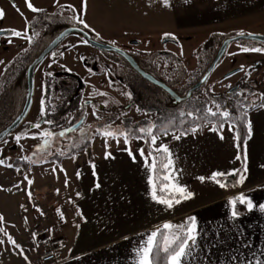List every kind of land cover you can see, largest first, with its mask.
I'll return each instance as SVG.
<instances>
[{"label":"crops","instance_id":"0c3cea01","mask_svg":"<svg viewBox=\"0 0 264 264\" xmlns=\"http://www.w3.org/2000/svg\"><path fill=\"white\" fill-rule=\"evenodd\" d=\"M248 118L253 125V135L247 144L248 172L244 173L246 179L242 186L233 188L229 185L227 189H222L209 180L201 183L196 179L200 175L208 177L213 171L232 172L241 166V160L236 161L235 158L229 159L228 155L224 156L229 146L235 142L227 125L223 130L225 140L221 141L218 133L210 131L212 125L205 124L202 130L195 134L188 133L179 141L172 142L169 147L175 163L176 159L179 162L175 164V168L182 169L180 183L187 185L189 191H196V202H182L171 210L152 202L146 183L147 171L137 151L143 146L138 145L136 148V144L131 143V149L136 156L134 163L127 152L123 151L125 144L117 146L114 142L109 148V152L119 148L114 159H72L73 156H70L59 162L51 160L66 170L69 180L67 188L64 186V172L60 171L59 167L55 173L51 171L56 166L53 163L32 164L29 166L30 170L20 167L22 171L19 174L14 169L0 166V170L6 173L3 179H0V188L11 189L0 191V209L21 210V204L28 208L27 212L22 210L23 215L19 217V214H5V226L25 249L31 264H44L41 255L49 250V240L60 236L65 239L63 248L57 253L60 260L49 264H133V250L141 239L140 234L148 233L154 226L164 222L180 223L184 217L195 215L200 229L206 232L209 238H212L213 231L222 230L220 239L226 241L220 248L213 250L215 254L209 253L211 264H218V258L222 260L233 250L238 255L243 252L241 262L250 260L253 252L261 254V250H264V213L258 210V205L264 203V108L249 109ZM177 133L179 135V132ZM91 147L92 145L86 148V151ZM237 152L238 149L236 154ZM90 163L96 165L95 171L101 185L99 189L94 188L97 177L92 175ZM186 165L199 167V170H195V176L186 168H182ZM77 171L82 174L80 179H77L74 173ZM25 172L34 181L30 187L33 196L31 202L26 195L29 190L26 181L21 184L24 191L14 187L23 179ZM57 189L59 195L56 193ZM77 192L82 194L80 198H77ZM240 192L252 199L257 207L252 212L245 209L239 222L234 223L230 219L227 201L229 197ZM69 199L73 200L75 205L69 204ZM4 201L5 203H2ZM33 203L41 208L45 215L40 216L32 207ZM76 206L82 210V216L76 215ZM57 208L63 211L67 223L59 220ZM25 216L27 225L23 221ZM13 224L14 228L11 227ZM237 229L243 232V239L250 243L249 248H240ZM31 231H43V235L37 236L35 241L39 244L38 248L33 246ZM50 236L52 239H49ZM43 238H47L48 242L41 241ZM17 251L13 250L11 245L0 246L3 264L5 258L12 256L18 261H24L16 254Z\"/></svg>","mask_w":264,"mask_h":264},{"label":"rangeland","instance_id":"374dc122","mask_svg":"<svg viewBox=\"0 0 264 264\" xmlns=\"http://www.w3.org/2000/svg\"><path fill=\"white\" fill-rule=\"evenodd\" d=\"M31 2L35 7L46 9L50 13L59 8V5L55 4V0H31ZM15 3L19 6L23 16L27 17L29 23L37 17V13H32L27 9L25 0H15ZM59 4L72 5L79 10L81 0H59ZM169 4L170 7H164L162 0H87L86 13L82 14L78 11L77 14L84 15L86 22L90 25L89 30L95 36L96 33H99L101 41L110 43L115 41V45L141 55L157 51L173 52L183 60V66L186 67L189 73L194 71L197 65L196 52L201 50L202 45L211 35L218 34L227 38L236 36L240 31L246 34H264V0H189V2L169 0ZM0 8H3L6 12L5 18L0 20V29H25V19L12 7V0H0ZM70 15L69 11L63 13L64 17ZM59 18L64 23H69L60 15ZM79 26L83 27V25ZM165 33L174 35L176 39L170 40V37H165ZM77 35H69L59 45L57 51H55L57 52L56 63H52V54H48L41 61L35 75L36 90L30 113L31 120L36 121L39 119V102L42 96L41 85L42 82H45L46 73L51 72L56 77H62L72 72L79 76L80 86L78 89L80 91L85 85L83 98L89 99L88 102H90V107L87 109L90 114L86 122L82 124L85 130L91 134L96 127H102L103 123H112L113 121V128L118 126L127 128L122 120L124 114L121 113V109L122 106L128 104L129 100L125 93L130 91L118 75V65L111 63L108 59L109 56L107 55V57L104 51L90 44H83ZM9 37L12 39L11 44L7 43ZM27 45L26 40L11 37L10 32L4 31L3 34H0V60L9 61ZM240 46L264 47V43L251 39L232 42L226 55L204 85L201 93L197 94L195 98L206 101L208 106H212L211 101L213 98L210 95L223 93L230 88L229 86L232 87V85L243 80V84L237 90L238 94L243 92V96L234 98L223 96L214 100L223 106L229 100H243L244 97H247L245 103L257 102L258 94L264 90V53H244L240 51ZM60 52H63L64 55L60 56ZM176 63L180 64L179 61H176ZM49 64H51L50 68L48 67ZM61 65L64 67H61ZM242 65L244 66L243 70H241ZM237 68L239 69L237 72L227 77L224 76ZM94 88L97 92H105L107 95H93ZM105 102H107V107L104 106ZM93 106L99 109L104 121H97L92 115ZM213 110H215L214 107ZM127 115L130 117L131 122L129 126L139 124L138 121L145 116L135 111H131ZM118 116L120 119H117ZM28 123L29 120L3 139L8 140L7 145L2 143L3 140L0 142V149L3 150L0 158H12L11 160L6 159L5 164L13 163L18 157L22 158L24 156L32 157L34 160L38 159V157L33 156V152L38 151L39 144L42 141L22 139L23 150L14 142L15 134L22 131L28 132ZM89 125L92 126L91 129H89ZM206 125L210 124L206 123ZM81 126L76 128L77 131L67 134L65 137H54V143L49 149L52 155H58L59 151L67 153L72 150L74 147H71V145L80 141L81 134L79 130ZM44 128L49 127L46 124L42 127V129ZM33 132L36 131L28 132L29 136ZM177 132L176 134H178ZM161 140L169 147L175 142L171 134L167 137H161ZM114 142L116 143L115 140H108L110 146ZM103 143V139L97 136L92 140V147L86 153L83 152V149L74 152L72 156H75V159H80V157L104 158L106 149H103ZM121 143H123L122 137L119 144ZM132 143L136 144V148H138V145L144 147L143 141L133 140ZM235 144L236 142L231 147L229 146L227 154L224 156L228 155L229 159L235 158L237 155ZM109 148L107 151H109ZM118 149L111 150L112 157L116 156V153L119 152ZM177 163H179L178 159H176L175 164ZM182 168H186L190 173H193L192 175L199 170L198 166L192 165L182 166ZM4 175H6L5 171L0 170V179H3ZM190 192L194 193V197L183 202L194 203L197 201L196 191L191 190ZM2 203H5V201ZM0 213L4 217L5 214L12 215V213L14 215L19 214L17 217L23 215L22 209H0ZM4 262V264H26L24 261H18L14 256L9 259L5 258Z\"/></svg>","mask_w":264,"mask_h":264},{"label":"snow or ice","instance_id":"6c2138e0","mask_svg":"<svg viewBox=\"0 0 264 264\" xmlns=\"http://www.w3.org/2000/svg\"><path fill=\"white\" fill-rule=\"evenodd\" d=\"M185 2H189V0H185ZM25 4L28 10L32 13H42L45 10L41 8H37L33 5L31 0H25ZM55 4L59 5L58 12L53 15H60L67 22L75 24V25H83L81 31L83 32L85 29H89L90 25L86 22L84 15H78V11L82 14L86 13V4L87 0H81V7L78 10L76 7L72 5H60L59 0H55ZM162 4L164 7H170L169 0H162ZM12 7L15 11L20 14L25 19V29L24 30H16L9 29L4 30L0 29V32L8 31L10 32L11 37H16L20 39L26 40L28 43H32V37L28 35V29L32 28L33 25L27 21V17L23 16L18 5H16L15 0H12ZM65 11H69L71 13L70 16L64 17L63 13ZM6 16V12L3 8H0V20H3ZM49 18V17H46ZM38 35V33H37ZM165 37H170L175 40V36L170 33H165ZM238 36H245L246 33L240 31L237 33ZM247 35L253 36L252 33H248ZM97 40H100L101 37L99 33H96ZM81 42L85 45L88 44V40L81 37ZM7 43L11 44L12 39L7 38ZM113 45H115V41H111ZM240 51L244 53L248 52H256V53H264V47H255V46H240ZM57 52L52 53L53 61L52 63H56L55 57ZM60 56H63L64 53L60 52ZM235 55V53H233ZM0 64H4V61L0 60ZM51 67V64L48 65ZM61 67H64L61 65ZM243 65L241 66V70H243ZM9 71V67L5 66L4 72L7 73ZM91 71V70H89ZM47 76H52L51 72L46 73ZM231 87V86H229ZM42 96L39 102V119H37L34 123H31V129L37 130L33 132L31 136H29L28 132H20L15 134L14 142L17 146L23 150V145L21 144L22 139H33L42 141L39 144L38 151L33 152V156L38 157L37 160L32 159V157L24 156L22 159L29 165L36 163H53L55 161H49L47 159L48 156L52 155L51 151H49L51 145L54 143V137H65L68 133H72L77 131L75 128L68 127L63 129L62 131L54 132L51 130V126L56 124V121L52 119H48L47 116L49 114V110L46 107V93H47V82H42L41 85ZM106 96L105 92H97L95 88L93 89V95ZM127 99L129 101L132 100L131 92L125 93ZM243 96V92L239 94ZM257 95V94H253ZM258 98L261 103L256 104L254 101L246 102L247 97H244L243 100H237V110L239 112L238 115H234L230 112V110L216 102L214 99L211 101L212 106H204L198 107L194 110H186L181 109L176 115L170 116L168 118H158L160 120L159 123L149 120L144 125L138 126H130L123 127L118 126L116 128L112 127V123H103V126L96 127L91 134L85 130L83 125L80 128V141L74 142L71 147L80 148L81 144L85 145V151L87 147L86 141H92L97 136L101 137L104 141L103 147L106 149L104 153V158L109 159L112 157L111 152L107 151L110 147L108 144V140H115L117 146H119L121 137L123 138V143L125 144V148L123 151H126L128 156L132 159V161L136 162V156L133 154L131 149V143L133 140L143 141L145 145H147V152L145 147H140L137 151L139 156L143 161V167L147 171V179L146 183L148 185V195L152 202L163 205L165 209L171 210L176 205H179L183 201L191 199L194 197V193L188 190L187 185H182L180 183V173L182 169L175 168V160L172 151L169 148V145L164 143L161 140V137H167L169 134L172 135V138L179 141L182 137L187 136L190 130L191 133L195 134L198 130H202L205 126V123L211 124L210 131L214 133H218L219 139L221 141L225 140V136L223 134V130L225 125L228 127V131L232 133V138L236 142L235 146L238 149L237 155L235 156L236 161H240L242 159L239 149L243 147L244 155H243V172L240 173L239 179L231 185V187L235 188L238 185L242 186L246 176L244 173L248 172L247 166V144L248 140L252 138L253 135V125L248 118V111L252 108H264V93L258 94ZM87 104V101H85ZM105 107H107V102H105ZM83 107V106H82ZM213 107L215 110H213ZM92 115L96 118L97 121H104V117L100 115V111L98 108L93 106ZM55 111V108L52 109ZM138 112H142V110L137 107ZM202 113V114H201ZM146 117L149 115L146 112L142 113ZM82 116H86V112H81ZM126 115V114H125ZM187 118H191L188 120ZM117 119H120L118 116ZM41 121L43 123L49 125V128L42 129ZM192 125L190 129H186L185 125ZM246 128V132L242 136L241 134V125ZM58 127H63L62 125H57ZM91 129V125L88 126ZM172 129H176L179 132V135L176 134V131H171ZM158 141H160L158 143ZM3 144L7 145L8 140L5 139L2 141ZM3 150L0 149V157H2ZM59 156H64L66 153L64 151L58 152ZM75 159L76 157H71ZM11 160V157H3L0 158V166H5L8 169H14L16 173H20L22 169L18 166H15L13 163L5 164V160ZM57 167H59L60 171L64 172L65 181L64 186L67 188L69 186V180L67 177L66 170L62 167V165L54 166L51 171L55 173L57 171ZM90 167L92 169V175L97 177V173L95 171L96 165L94 163H90ZM264 167V165H262ZM30 170V169H29ZM240 172L239 169H234L232 172L225 171H213L210 176L205 177L203 175L197 176L196 179L201 183H204L206 180H209L215 184H217L222 189H227L229 184L225 181H222L220 178L231 176L234 177L236 174ZM81 172H76L77 179L81 178ZM58 179V177H57ZM27 182L29 186V190L26 192L28 200L31 202L33 199L32 192L30 190L31 185L34 183L33 179L29 178L27 172H25L23 179L14 185L20 191H24L21 188V184ZM101 187L98 177L97 182L94 184V188L99 189ZM11 191V189H2ZM57 195H59V189L56 190ZM77 198L81 197V193H76ZM69 204L75 205V202L71 199L67 201ZM227 204L229 206L230 219L234 223H238L240 217L242 216V212L240 211L238 205H242L245 207L247 212H252L257 206L253 203L252 199H250L245 193L240 192L232 197L228 198ZM32 207L34 210L40 215H45L43 210L33 203ZM77 207V216H82V210ZM20 208L27 212L28 208L26 205L21 204ZM258 210L261 213H264V203L258 205ZM56 213L60 221L67 223L66 217L64 216L63 211L60 208L56 209ZM23 221L25 225H27L28 220L27 217H23ZM11 227H15V225H11ZM240 236V248H249L250 243L243 239V232L239 229L236 230ZM222 230L213 231L212 238L208 237V234L200 229L198 224L197 217L195 215H188L182 219L180 223H175L172 221L164 222L162 225H156L154 228L148 233H142L141 239L138 241L137 246L134 248L135 259L133 264H196L198 261L199 264H211V255L209 253L215 254L213 250L218 249L222 246V243H226V241H222L221 238ZM33 241V246L38 248L39 244L35 243L37 240V233L35 231H31L30 233ZM146 237V238H145ZM49 239H52L50 236ZM48 241H45L47 243ZM11 245L13 250H18L17 255L21 256L26 264H31L28 255L25 254V249L22 247L20 243L8 232L7 227L5 226V217L0 214V246L7 247ZM243 252H240L238 255L235 250L231 252L230 255L223 258L222 260L218 258V264H264V250H261V254H257L256 252L252 253V258L250 260H246L241 262V257Z\"/></svg>","mask_w":264,"mask_h":264},{"label":"flooded vegetation","instance_id":"af4514ba","mask_svg":"<svg viewBox=\"0 0 264 264\" xmlns=\"http://www.w3.org/2000/svg\"><path fill=\"white\" fill-rule=\"evenodd\" d=\"M44 10L45 11L42 13H37V17L33 18V20L30 22V24H32L33 27L28 29L29 30L28 35L32 37V43H28V45L25 48H23L19 53L14 55L12 59L0 65V98L3 95L2 93H5L6 89L8 88V85L7 86L3 85V83H6L7 77L8 79H10L12 76V78L15 79L14 75L16 73V70H19L18 68L22 70L21 76H22L23 89H22V98L20 100L21 102L18 108L13 112H10L9 115L7 116V117H12L13 119L21 112L26 102L27 93H28L27 75H28V67L30 63L64 29L63 28L55 35L51 34L50 36H48L50 32L44 29L41 23L45 19V15H46L45 12H48V10L46 9ZM57 12L58 10L52 13L55 14ZM56 17H59V15H56L55 18ZM71 25H75V24L71 23L68 26ZM86 30H88L91 33L93 38L96 37L89 29ZM0 34H3V32H1ZM77 36H79L80 40L81 37H83L80 35ZM98 41L107 42L101 40ZM61 43H59L49 54H52L53 52L57 51V48L59 47V45H61ZM121 48L132 54L137 59L141 67L145 69L147 72H149L150 74L161 80H164L167 84L172 86L170 83L173 81L175 76L174 68L176 64L175 62L176 54L168 51H164V52L157 51V52L147 53L146 55H141L137 52L128 51L124 47ZM104 52L106 56L108 55L112 59L111 60L107 56L108 59L111 61V63L118 65V69H117L119 73L118 75L122 80V83L128 88V90L132 94V100L129 101L128 104L122 106L121 109V113L124 114L122 116V120L125 122V126L130 127L129 126V123H131L130 117L127 114H129V112L131 111H135L140 114L146 112L149 114L147 117L142 114L144 117L138 121L139 124H135V125L133 124V126L144 125L149 120L157 122L158 118L163 116L164 111L163 109H161L163 108L162 107L163 105L159 104L158 102L146 99L145 92L158 93L159 89L161 88L154 85L149 80L144 78L141 74H139L136 70H134L132 66L122 56L118 55L115 52H110V51H104ZM40 63L36 67L35 75L38 72V67ZM5 66L9 67L10 72L9 71L7 73L4 72ZM45 76H46L45 81L47 82V93L45 99H46V107L49 110V114L47 118L56 121V124L51 126V130L58 133L63 129L74 126L79 121H81L80 126L83 123H85L90 114V111L87 110L90 107L89 105L90 102H88L89 99L83 98V89L85 88V85L84 88H81V91L78 89L80 86L79 76L76 73H72V72L62 77H56L54 75L52 76L45 75ZM14 82L15 80L14 81L12 80L10 83L12 84ZM241 82L243 84V80ZM34 86H35L34 87V95H35L36 84ZM160 93L163 96V94L167 92L161 89ZM34 95H33V101H34ZM33 101H32V105H33ZM85 101H87V104H85ZM32 105L28 114L26 115V118L18 127L20 128L22 125L25 124L27 120H29V123L27 124V127L29 128L28 132L37 131L35 129H31V123L35 122L34 120H31L30 117ZM166 106H167V112L172 113L174 107V99L170 95L166 99ZM137 107H139L142 110V112H138ZM53 108H55L54 112L52 111ZM81 112H86L87 115L82 116ZM8 124H6L3 128H5ZM44 125L46 124L43 123V121H41V126L44 127ZM57 125H62L63 127L61 128L58 127ZM47 126L50 127L49 125Z\"/></svg>","mask_w":264,"mask_h":264},{"label":"trees","instance_id":"16d2710c","mask_svg":"<svg viewBox=\"0 0 264 264\" xmlns=\"http://www.w3.org/2000/svg\"><path fill=\"white\" fill-rule=\"evenodd\" d=\"M45 14H46L45 19L41 23H42V27L50 32L48 34V36H50L51 34L55 35L60 30H62L63 28H65L66 26L69 25L68 23H64V21H62V19H60L59 17L55 18L56 15L53 16L54 13L45 12ZM46 17H49V18H46ZM225 38H226V36L222 37V36H219L218 34L211 35L210 37H208V39L202 45L201 50L196 52L197 54H196L195 58H196L197 65L195 66V70L190 72V73L187 71L186 67L183 66V64H184L183 60L178 55H176L175 62L179 61L180 64L176 63V65H175V69H174L175 70V76H174L173 81L170 83L172 85V87L174 89H176L180 94H184L189 87H191L193 84H195L201 78V76L203 75V73L205 72V70L207 69L209 64L211 63L212 59L214 58V56L217 53L221 43L223 42V40ZM225 55H226V53H225ZM18 69L19 70H16V73L14 75L15 79H13L12 76L10 79H8V77H7L6 83H3V85H5V86L8 85V88L6 89L5 93H2L3 95L0 98V130L13 119L12 117H7V116L9 115L10 112H13L14 110H16L18 108L20 102H21L20 100L22 98V89H23L22 76H21L22 70L20 68H18ZM12 80L13 81L15 80V82L11 84L10 82ZM205 84H203L201 88H199L197 91H195L193 93V96L189 100L184 101V102L179 103V104L174 103L172 113L167 112L166 99L169 97L168 93H165L162 96V94L160 93L161 89H159L158 93L145 92V96H146V99L158 102L159 104L163 105L162 106L163 108H161V109H163L164 113H163V116L159 117V118H168L170 116L176 115L181 109L194 110L195 108H198V107H204L205 105L208 106L206 101H201L200 99L195 98V96L197 94L201 93ZM262 93H264V90ZM221 94H222V96H220V97L214 96V95H210V97L212 96L211 98H213V99L221 98L223 96H228V97H233V98L234 97H240V95L238 94V91L234 92L231 95H226L224 92ZM259 103H261V101L258 98L256 104H259ZM225 107H227L232 114H234V115L239 114V112L237 110V100H229V102L226 103ZM187 119L191 120V118H187ZM159 122H160V120L158 119L157 123H159ZM191 126L192 125H190V124H186L185 128L190 129ZM171 131H176V129H172ZM245 132H246V128L242 124L241 125L242 136L244 135ZM188 133H190V130ZM86 143H87L86 148H89L92 145V141H86ZM144 147L147 150V145L144 144ZM83 149H85V145L81 144L80 148L74 147V148H72V150L67 152L66 155H64V156L52 155V156H49L47 159L49 161L55 160V161L59 162L64 157L72 156V154H74V152H79ZM239 152H240L241 157H242L241 166L239 167L240 172H238L236 174V176H234V177L226 176V177L220 178L222 181L227 182L229 185H232L233 183H235L238 180L239 174L241 173V171L243 169V163H244L243 147H241L239 149ZM13 164L15 166L23 168L24 170H28L29 166L32 165V164L31 165L27 164L22 158H19V157L13 161ZM238 207L242 213L245 212L244 206L238 205Z\"/></svg>","mask_w":264,"mask_h":264},{"label":"water","instance_id":"95a60500","mask_svg":"<svg viewBox=\"0 0 264 264\" xmlns=\"http://www.w3.org/2000/svg\"><path fill=\"white\" fill-rule=\"evenodd\" d=\"M83 27L78 25H71L66 28H64L42 51L41 53L30 63L28 67V75H27V87H28V93L25 105L21 112L5 127L0 131V142L6 138L9 134H11L14 130H16L21 123L26 118V115L28 114L32 101H33V95H34V85H35V70L37 65L46 57L59 43H61L67 36L71 34H78L83 36L85 39L88 40V43L92 45L93 47H96L98 49H101L103 51H110L115 52L118 55L122 56L131 66L134 70H136L139 74H141L144 78L149 80L154 85L160 87L164 91H166L173 99L175 104L182 103L184 101L189 100L195 91H197L199 88L202 87L203 84H205L210 76L213 74L214 70L224 57L225 53L228 50L229 45L234 41H239L243 39H251L256 40L261 43H264V34L263 33H252L255 35V38L253 36L245 35L243 37L241 36H233V37H227L223 40L221 43L217 53L215 54L214 58L212 59L211 63L201 76V78L193 84L191 87L187 89V91L184 94H180L176 89H174L172 86L167 84L164 80H161L149 72H147L145 69L141 67L137 59L127 52L126 50L122 49L119 46L113 45L108 42H100L92 37L91 33L88 30L81 31ZM1 33V32H0ZM173 40V39H170ZM239 69H234L230 72H228L225 77L237 72ZM242 85L241 82H238L237 84L230 87L228 90H226L224 93L226 95H231L234 92H236L240 86ZM214 96H222V94H217ZM81 124V121H79L77 124L72 126V128H77Z\"/></svg>","mask_w":264,"mask_h":264},{"label":"built area","instance_id":"2783aa9c","mask_svg":"<svg viewBox=\"0 0 264 264\" xmlns=\"http://www.w3.org/2000/svg\"><path fill=\"white\" fill-rule=\"evenodd\" d=\"M37 236H42L43 235V231H37ZM64 238L63 237H57L55 239L49 240V244H50V248L49 250L45 251L42 255H41V261L44 264H49L51 262H57L59 261V257L57 255L58 251L60 249L63 248L64 246ZM41 241H48L47 238H43L41 239ZM0 264H3L2 259L0 258Z\"/></svg>","mask_w":264,"mask_h":264}]
</instances>
